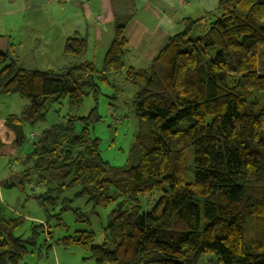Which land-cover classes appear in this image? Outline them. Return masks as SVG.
I'll use <instances>...</instances> for the list:
<instances>
[{"label":"trees","instance_id":"1","mask_svg":"<svg viewBox=\"0 0 264 264\" xmlns=\"http://www.w3.org/2000/svg\"><path fill=\"white\" fill-rule=\"evenodd\" d=\"M128 20L115 19L101 69L79 61L41 70L33 51L17 59L0 34V96L27 100L5 120L19 143L26 124L45 122L65 98L82 105L111 72L135 85L138 122L128 164L116 168L90 132L92 113L68 116L39 134L8 187L44 185L38 199L48 217L61 204L87 220L88 212L71 208L82 198L94 209L114 205L102 243L92 230L56 239L81 245L99 264H201L206 255L209 264H264V0H219L205 17L185 18L140 68L126 64ZM86 46L76 34L64 51L81 58ZM20 223L0 205V264H18L48 226L32 224L34 236L24 239L14 233Z\"/></svg>","mask_w":264,"mask_h":264},{"label":"crops","instance_id":"2","mask_svg":"<svg viewBox=\"0 0 264 264\" xmlns=\"http://www.w3.org/2000/svg\"><path fill=\"white\" fill-rule=\"evenodd\" d=\"M218 2L0 0V34L9 35L12 54L17 59L23 58L27 51H33L36 66L41 70L60 72L79 61H91L101 69L115 34V19L129 17L124 33L129 47L126 64L140 68L146 67L158 55L171 36L183 30L185 18L205 17L217 8ZM76 34L86 39V52L81 58L64 51L66 39ZM14 113H0V151L9 142L15 145L14 153H5L9 159L8 169L0 170V205L3 206L6 205L3 187L8 188L10 181H19L23 169L21 161L33 148L31 140L19 143L15 134L6 129V117Z\"/></svg>","mask_w":264,"mask_h":264},{"label":"rangeland","instance_id":"3","mask_svg":"<svg viewBox=\"0 0 264 264\" xmlns=\"http://www.w3.org/2000/svg\"><path fill=\"white\" fill-rule=\"evenodd\" d=\"M97 67L100 69L101 66ZM108 79V83H99L98 94L90 92L84 98L82 105L71 106L69 100L65 98L60 104L50 109L45 122L35 125L26 124L24 128L25 142L31 140L33 143L38 139L43 128L64 121L68 116L80 117L92 113L89 128L91 134L100 139L102 157L116 168L127 165L138 130V122L132 106L136 87L124 73L111 72L108 74ZM0 100V113L2 114L20 113L27 104V100L18 94L2 95ZM55 108L58 109V112ZM31 132L36 135L32 136ZM10 151L11 153L15 152V145L10 142L0 151L1 171L8 169L6 167H8L9 159L5 153ZM191 151L190 149L188 154L189 170L186 176L187 181L190 182L194 181ZM15 165L17 166V164ZM44 191V185L34 183L25 184L23 187L16 185L2 189L6 205H1L5 208V213L8 216L21 218L19 227L14 231L15 235H21L24 239H28L34 236L32 224L44 222L48 224L35 236V244L28 246L29 251L24 254L18 264H99L90 257V251L81 245L75 243L63 245L57 243L56 239L74 234L77 230H92L95 233V242L102 243L104 227L108 223L114 205L94 209L91 204H87L86 198H82L73 202L71 208L80 207L83 212H88L87 220L80 219L72 209L61 211V204L50 207L49 214L51 216L48 217L38 199V195ZM211 258L210 255L204 256L201 264H209Z\"/></svg>","mask_w":264,"mask_h":264},{"label":"built area","instance_id":"4","mask_svg":"<svg viewBox=\"0 0 264 264\" xmlns=\"http://www.w3.org/2000/svg\"><path fill=\"white\" fill-rule=\"evenodd\" d=\"M32 136H34V134H32Z\"/></svg>","mask_w":264,"mask_h":264}]
</instances>
